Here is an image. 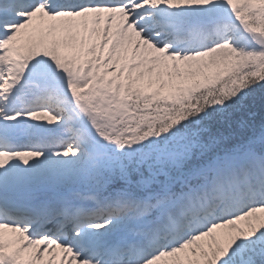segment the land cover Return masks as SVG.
<instances>
[{"label":"snow or ice","instance_id":"obj_1","mask_svg":"<svg viewBox=\"0 0 264 264\" xmlns=\"http://www.w3.org/2000/svg\"><path fill=\"white\" fill-rule=\"evenodd\" d=\"M0 264H264V0H0Z\"/></svg>","mask_w":264,"mask_h":264}]
</instances>
